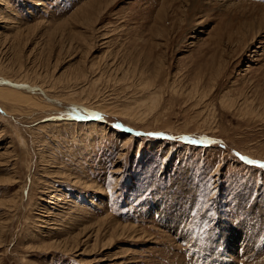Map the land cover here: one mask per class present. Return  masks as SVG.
Masks as SVG:
<instances>
[{
  "label": "rangeland",
  "instance_id": "1",
  "mask_svg": "<svg viewBox=\"0 0 264 264\" xmlns=\"http://www.w3.org/2000/svg\"><path fill=\"white\" fill-rule=\"evenodd\" d=\"M261 165L264 0H0V264H264Z\"/></svg>",
  "mask_w": 264,
  "mask_h": 264
},
{
  "label": "snow or ice",
  "instance_id": "2",
  "mask_svg": "<svg viewBox=\"0 0 264 264\" xmlns=\"http://www.w3.org/2000/svg\"><path fill=\"white\" fill-rule=\"evenodd\" d=\"M262 167H264V165H261Z\"/></svg>",
  "mask_w": 264,
  "mask_h": 264
},
{
  "label": "bare ground",
  "instance_id": "3",
  "mask_svg": "<svg viewBox=\"0 0 264 264\" xmlns=\"http://www.w3.org/2000/svg\"><path fill=\"white\" fill-rule=\"evenodd\" d=\"M262 16V15H261ZM14 95V94H13Z\"/></svg>",
  "mask_w": 264,
  "mask_h": 264
}]
</instances>
